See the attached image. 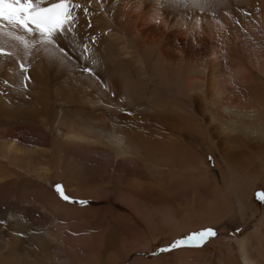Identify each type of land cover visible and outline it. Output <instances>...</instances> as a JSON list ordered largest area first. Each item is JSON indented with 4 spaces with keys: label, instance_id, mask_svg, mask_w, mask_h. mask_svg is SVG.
I'll return each instance as SVG.
<instances>
[{
    "label": "bare ground",
    "instance_id": "bare-ground-1",
    "mask_svg": "<svg viewBox=\"0 0 264 264\" xmlns=\"http://www.w3.org/2000/svg\"><path fill=\"white\" fill-rule=\"evenodd\" d=\"M75 2L81 7L74 13L77 17L74 30L57 35L55 47L47 46L49 50L45 51L37 44L25 56L17 46L15 55L0 56L1 163L24 173L51 169L54 164H42V159L61 152L60 148L68 150L73 145L83 151L92 148L78 142L79 138L84 142L101 140L117 158L132 153L147 156L145 151H148L174 161L173 138L185 135L202 140V131L218 139L214 146L224 156L235 158L237 154L233 155L227 145L230 135L226 132L263 131L264 135L261 119L264 116L258 111L263 98L246 104L243 94L240 95L242 87L220 85L226 73L224 59L264 57V0H211L202 7L173 2L161 6L160 0ZM248 9L257 22L245 16ZM225 32L232 39L224 38ZM21 64L27 68L24 73ZM25 73L33 77V83L23 78ZM61 77L63 82L58 81ZM144 80L147 90H150L148 84L159 82L157 86L169 98H157L155 104L141 106L137 93ZM258 86L252 83L249 90L253 92ZM27 87L32 99L27 97ZM170 99L180 106L174 107ZM205 99L209 100L211 116L206 130L202 109ZM190 100L199 109L195 116L203 117L202 121L185 108ZM141 111L151 114L144 115L145 125L140 122ZM36 123L50 135L51 153L27 148L9 138L14 134L13 127H37ZM58 163L60 169L70 166ZM250 173L251 180L233 178L231 190L239 208L254 217L250 199L255 186L264 184V177L261 179L255 169ZM248 182L253 183L249 191L245 189ZM207 215L210 219L217 217L215 211ZM229 215L235 217L234 213ZM223 220L224 217L219 219ZM6 223L0 227V264H63L59 255L48 250L56 242V232L40 230L36 236H27L28 240L18 232L26 223L17 214L9 213ZM261 227H264V212L253 231L236 242L238 252L227 250L228 262L224 264H264ZM32 238L38 251L32 249Z\"/></svg>",
    "mask_w": 264,
    "mask_h": 264
},
{
    "label": "rangeland",
    "instance_id": "rangeland-1",
    "mask_svg": "<svg viewBox=\"0 0 264 264\" xmlns=\"http://www.w3.org/2000/svg\"><path fill=\"white\" fill-rule=\"evenodd\" d=\"M245 16L257 22L250 9L245 11ZM224 38L232 39V36L225 32ZM222 63L226 73L220 79V85L223 88L242 87L240 95L243 94L245 103L263 98L259 101L261 108L258 111L264 116L263 55L227 58ZM24 76L33 83L29 73ZM63 80V77L58 79L59 82ZM252 83L259 85L253 92L249 90ZM158 84L156 81L148 84L150 90H147L144 80L137 93L141 106L155 104L157 98H169ZM245 88L248 89L245 91ZM29 93L27 87V97L32 99ZM171 102L174 107L180 106L175 100ZM203 105L205 122L202 123L206 130L211 121L209 100L205 99ZM185 108L194 116L199 110L193 100ZM141 113L140 122L145 125L144 115L151 114ZM196 116L203 120L200 115ZM261 119L264 123V118ZM36 126L13 127L14 134L9 138L27 148L51 153L50 135L39 127V123ZM261 133L226 132L230 135L227 145L233 155L237 154L235 158L224 156L214 146L218 139L202 131V140L185 135L173 138L174 161L153 156L148 151H145L147 156L132 153L117 158L101 140L84 142L83 138L77 141L91 146L90 150L83 151L77 145L68 150L60 148L61 152L42 159V164H54L51 169L37 173H24L0 161V165L3 164L0 166V227L7 225L6 216L13 213L26 223L18 230L25 238L43 230L56 232V242L50 244L48 250L59 255L63 264H224L228 262L227 250L238 252L236 242L253 231L264 212V203L255 196L264 191V184L255 186L250 199L254 217L239 208L231 190L232 179L236 176L251 180L248 176L255 169L261 179L264 177V135ZM221 136L224 138L223 134ZM59 161L62 165L70 164L69 168H58L62 167ZM57 184L72 201L85 203L62 200L55 191ZM247 184L245 189L249 191L253 183ZM209 211H215L217 217L210 219ZM230 213L235 217L230 218ZM206 228L213 229L216 235L202 247L184 246L168 252L159 251L176 239ZM259 233L264 244V227ZM31 242L34 252L38 251L36 240L32 238Z\"/></svg>",
    "mask_w": 264,
    "mask_h": 264
},
{
    "label": "snow or ice",
    "instance_id": "snow-or-ice-1",
    "mask_svg": "<svg viewBox=\"0 0 264 264\" xmlns=\"http://www.w3.org/2000/svg\"><path fill=\"white\" fill-rule=\"evenodd\" d=\"M169 2L202 7L211 0H160L161 6ZM80 7L81 5L75 0H54L52 3H45V0H0V56L15 55L14 50L17 46L23 49L25 56H28L37 44L44 47L45 51L49 50L47 46L55 47L57 35H65L74 30L77 23L74 13ZM84 11L87 13L88 10L85 8ZM57 51L62 50L57 49ZM20 67L22 73L27 71L23 64ZM85 71L89 70L85 69ZM23 78L28 80L27 76ZM55 191L66 202L82 205L85 203V201H72L59 184L56 185ZM255 196L264 203V191L256 193ZM215 235V231L211 228L202 229L176 239L159 251L168 252L184 246L199 248Z\"/></svg>",
    "mask_w": 264,
    "mask_h": 264
}]
</instances>
